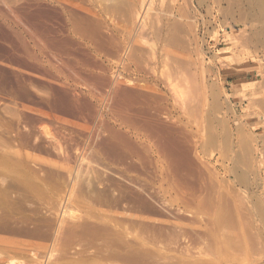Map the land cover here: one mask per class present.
<instances>
[{
    "label": "rangeland",
    "instance_id": "rangeland-1",
    "mask_svg": "<svg viewBox=\"0 0 264 264\" xmlns=\"http://www.w3.org/2000/svg\"><path fill=\"white\" fill-rule=\"evenodd\" d=\"M86 1L88 2V0ZM96 1L101 7L115 2V0ZM125 1L127 4L126 2L124 3V0H121V7H124V9H121L122 11L120 12V9L114 11L109 8L105 12L106 14L99 15L94 11V17L96 15L97 17L99 16L98 21L101 19V22L105 25V27L102 25V30L101 26L97 28V35L108 38L110 33L111 36L115 33L113 36L116 40L118 39L117 41L129 46L128 49H123L121 45L118 51H113V53L103 49L106 53L104 54L102 50L101 57L97 59V63L100 60L99 64L102 63L103 65H101L107 68L113 65L112 71L120 72V78L118 77L119 79H117L119 85H117L118 88L116 87L117 91H120L123 96L131 97V99L128 98L130 100H132V95L136 94V92L133 93L134 91L131 94L128 90L132 88L133 82L136 84L139 81L138 83L142 87L147 86V84H149L148 86L151 85L150 87L147 86V89H150L149 91L141 88V85H137L138 83L136 87H140V91L142 92L143 90V93L148 95L146 97V94L145 96L143 94L147 98L146 100V98L141 96L142 93H139L141 99L143 98L142 102H147L150 99L152 100V105L158 108H156V118L162 121L160 122L164 126V130L163 128L162 130L170 134V136L172 135L170 142V147L172 148L167 153L168 151L159 149L158 142H154L152 152H141L138 149V154V151L132 152L131 150L130 152L134 153L132 154L133 158L140 160L143 158L142 161L144 163L147 162L142 164L144 168H139L142 172L137 167L132 169L131 167H126L125 161L115 160L114 155L109 154V156L106 153L104 156L106 158H104L105 162L103 161V164L100 162L99 165L103 167L105 164V170L109 169L108 172L102 174L103 176H100L102 172H98V176H100L98 178L101 180L105 178L102 181L106 182L107 180L111 185H115V181H117L115 187L118 188L114 191L115 193L119 190L117 185H122L123 183L127 185L125 180L130 181L134 185L138 184L137 186L141 182L140 185L142 184L143 190H147L145 193L150 194L149 196L157 203H154V207L150 212L153 214L156 211L155 216L161 215L160 220L163 224L164 221H169L171 226L165 222L166 226L161 225V227H165L164 229L167 231L162 229L160 235H157L158 238L154 239L155 242L151 240L153 243L144 242L142 246H139L141 254L138 256L140 260L138 256L133 255L134 257H129L131 259L126 256L127 261L124 260L126 258H121V261L117 263L264 264V0ZM44 9L58 10L54 2L46 0H0L1 120L9 123L12 119L10 124H13L12 127L14 128L16 122L11 114L16 110L19 115V131L23 132L25 127L32 128L36 125L34 127L38 134L50 138L51 134L42 130L40 123L45 122L52 126L57 125V128L62 131L64 129L67 135H71L76 140L79 139V142L81 141L79 144L80 148L83 143L82 140L88 139L86 141L90 144L93 142L94 137L92 136L95 134L93 131H95V126L99 124V117H94L96 115L95 108L97 107L98 111L102 113L109 109L110 117L114 121L116 128L127 133L130 141L133 139L130 143L141 144L144 141V131L142 127H138V130L135 126L129 127L131 123L127 122L122 117V113L116 108V102L111 95L116 90L115 87H112V89L110 87L111 84L108 82L96 87V91L92 87L90 89V86H84L78 80H81L85 74L72 73L71 70L62 64L60 60L62 57L59 52L53 48L52 50L50 46L44 43V41L48 40L46 36L42 35L40 29V20L44 14ZM111 10L114 13L109 12ZM95 20L97 21V18ZM171 23L173 25H170ZM103 30L104 32L106 31L105 35L109 36L106 37L104 32H100ZM86 35L93 37L92 34ZM129 50L131 51L130 54L128 53ZM54 53H57L55 58L53 57ZM102 66L99 67L103 68ZM52 68H58L57 70L61 71H65L67 68L65 74L70 81ZM107 68H104L103 71L105 72ZM109 70L107 69L105 73H108ZM43 73L47 74L49 80L46 79L45 74L43 76ZM35 75H42L46 81L36 82ZM129 79L131 80V85H129ZM47 82L49 83L47 84ZM51 82L57 84H52ZM22 84L27 88L24 98L17 94L20 92L18 85L21 87ZM128 85L130 88L127 89ZM17 88L19 91H16ZM127 90L128 92L126 93L125 91ZM66 92L70 97L74 94L77 102L82 106L84 105V115L87 116L88 125H93V133L90 130L91 126L83 125V128L81 127V130H79L80 128H73V125L71 127L68 124L64 125L51 118L50 110L58 106L68 107L66 104L54 102L56 101L54 99L57 98L58 100H64L67 97ZM120 92L118 93L120 94ZM89 94H92L93 97ZM152 95H157V99ZM12 103L16 105L10 108L9 106ZM27 105L32 108L31 116H38L36 112L42 114L38 116L41 118L39 121L26 122L28 115H25L27 114L25 108ZM91 105L92 107L90 108ZM16 106L18 109H16ZM4 107L6 108L4 109ZM88 107L91 110H87L86 108ZM6 109L9 113H7ZM21 126L25 127L21 129ZM65 128L68 129L66 130ZM14 129L11 131L12 133L17 131L16 128ZM82 129L84 130L83 132H81ZM75 130H79V132ZM89 134L90 136H88ZM125 147L131 149L128 144ZM79 151H81V148ZM74 155L72 154L73 158H71V179L75 178V172L80 164V156L76 158ZM147 158H149V163ZM189 159L192 161L190 160V162ZM157 163L162 167H168L172 174L175 172V168L180 169L173 176L176 174L181 184V178L186 177L187 179L185 178V180L189 179L184 184L186 190L183 189L186 192L185 200H183L184 198L180 199L179 202L173 200L171 192L167 191L165 182L158 175ZM48 166L46 164L44 167L46 171ZM82 166L84 168V165ZM182 168L184 169L183 172ZM98 169L96 170L99 171ZM114 174L115 176L113 177L112 175ZM185 174L187 175L185 176ZM107 175L110 180L107 179L108 177L106 178ZM54 176L55 174H52L49 178L55 181ZM110 177L113 178L111 179ZM65 178L68 179V176ZM117 178L122 179L117 180ZM119 181L120 184H118ZM68 193V190L64 192L62 189L61 191L59 190V194L64 195L62 204L59 205L61 207L56 206L58 203L53 201L51 203L53 206L48 205L51 209L48 206L45 207L47 209H44L43 212L47 213L46 215L42 213V216L40 212L33 215L35 220L36 218L43 220L50 217L51 221L47 219L46 222L44 220L45 231H47L45 234L49 233L48 236L50 238L52 236L50 233H54L59 220L60 222L62 221V224L64 223L62 227V238L65 240L62 239L63 249H53L51 239L46 237L44 239L46 243L44 241H42L44 244L41 241L40 243L38 241L39 244L36 243L37 241L34 243L32 250L36 251L28 252L25 255L19 254L20 256L18 254L4 256L1 259L2 261L0 260V264L111 263L109 259L106 260L108 262L104 260L98 263L90 262L89 258L92 257L91 252L94 250L93 245L86 247V253L84 252L82 255L83 260L80 259L79 263L73 261L77 257L76 253L80 251L81 245L75 240L77 237H73L71 229L74 227L72 228V225L69 224L78 222V224L82 223L83 225L84 221H86L84 217L87 215V211L85 209L82 210L79 205H66ZM55 207L59 210L57 211ZM61 209L64 211L63 214ZM66 209L69 210L65 211ZM51 210L54 213H51ZM64 213L66 215L69 213V215L65 216ZM15 215L16 217H22L25 213L18 212ZM74 218L77 222H75ZM173 219L177 222H174ZM85 225L82 227L84 228ZM50 227L54 229L50 231ZM67 228L70 230L68 233H71L72 236L66 233ZM80 229L78 228L77 230ZM92 230L94 228H87L89 232H92ZM199 230L200 232H198ZM142 233L145 234V232ZM63 234L67 236L64 237ZM99 240L100 238L94 239L90 244H97L101 242ZM79 242L81 243V241ZM35 245H38V247ZM90 250L92 251L90 252ZM50 253L56 254L57 257H49ZM144 253L145 255H143Z\"/></svg>",
    "mask_w": 264,
    "mask_h": 264
},
{
    "label": "bare ground",
    "instance_id": "bare-ground-1",
    "mask_svg": "<svg viewBox=\"0 0 264 264\" xmlns=\"http://www.w3.org/2000/svg\"><path fill=\"white\" fill-rule=\"evenodd\" d=\"M46 1L54 2L56 4V8H58V10H56V9H52V10L44 9V14L42 15V18L40 20V29L42 31L41 33H42V35H44L48 38V40L44 41V43L46 45L50 46L51 49L52 48L54 50L56 49V51L59 52V55L63 59L62 60L60 58L62 64L64 66H66L69 70H71L72 73L76 74L78 72L80 75L82 73L85 74L83 78L81 77L82 78L81 80H78L82 84H84V86H87V87L90 86L89 87L90 89H91V87L95 89L96 87L101 86V84L104 85L105 83L108 82L111 84L110 85L111 88L115 87L116 90H114V91L112 90L113 93L111 95H112V97H114V100L116 102V103L114 102L117 105L116 108H118V111H120L122 113V115H123L122 117H124L127 122L131 123L129 125V127L135 126V128H137V130H138V127H142V130L144 131V135H143L144 141H142L141 144L136 143V142L130 143V142H132L133 139L130 141V139H128L129 137L127 136V133H124L121 131V129L116 128L114 121L110 117V110L109 109H107V111L102 113V112L98 111L97 107L96 108L94 107L96 110V115L95 116L93 114L92 115L94 117H99V124L97 126H95V129H94L95 131H93V129H92L93 125L92 126H91V124L88 125L87 116L84 115V108H83L84 105L82 106L80 103L77 102L74 94H72V97H70L69 95H67V92L65 94L68 98L65 97L64 100H62V99L58 100V98H57V99H54V100H56L54 102L57 104H59V103L66 104V105H68V107L66 108L63 106H58L55 109L50 110L49 113H50L51 118L53 120L61 122L64 125L65 124L71 125V127L73 125V128H80L79 130H81V127L83 125H88L89 127L91 126V129H90L91 132L93 131L95 133L94 136H92V137H94V139L92 138L93 142L90 144L89 142L86 141L88 139L82 140L80 138L83 142L82 143L83 146L80 145L81 151H79V149H80L79 144L81 141L79 142V139L76 140V139L72 138L71 135H69V134L67 135L65 133L66 131L64 129L62 131L60 128H57V125L53 124L54 126H52L49 123H45V122L40 123L41 129L45 130L46 133L51 134L50 138H46L42 134H38V132H36V128L34 127L36 125H34V126L32 125L34 128L33 127L27 128L25 126H21L22 127L21 129H23V127H25V129L23 132L19 131L18 130L19 115H18L16 110L14 111V108H13L14 112L11 110L13 112V114H11V115L14 116L15 122H16V124H14V125H16L14 128L17 129V131L15 133L11 132L14 129L12 127L13 124H10L12 119H11V121L8 120L10 122L7 123L4 120H1V118H0V260L3 259L2 257L9 256L10 254H18V255L24 254L25 255L28 252L32 253V252L36 251V250H34V251L32 250L33 245L36 241H37L36 242L37 244H39L40 241H41V243H42V241H44V243H46L45 242L46 240H44V239L46 237L47 238L49 237L48 236L49 233L45 234V232H47V231H45V227H44L45 221L44 220H46V222H47V219L49 221L50 217L49 218L46 217L47 219H43V220L36 218V220H35L33 218V215L40 212V214L43 216V214L45 213V212H43L44 209H47L45 207H47L48 205L50 206L53 201L55 203L56 202L58 203V205H56L54 203L56 206L61 207L59 205L62 204L64 195L59 194V190L61 191V189H62L63 192L66 190H68V192H69L68 197L66 199L67 202H65L66 205H68V206H69V204L79 205L82 208V210L85 209L87 211L86 212L87 215L84 217L86 221H84L85 223H83V225H82V223L78 224V222L75 218H74L76 220L75 222H77V223L76 224L75 223L69 224V225H72V228L74 227L73 229H71V232L73 233V237H77L75 240L78 241L79 245H81L80 251L78 253H76L77 257H75L73 261L76 263H79L80 259L83 260L82 255L84 252L86 253V247H88L89 245H93L94 246L93 252H91L92 250H90V252L92 254L91 255L92 257L89 258V260H91L90 262H92V263L97 262L98 263V262H102V260H104L105 262H108L106 260L109 259V261L111 262L110 264H115L117 262L119 263V261H121V258H126V256H127L128 259H131V258H129L130 256H133V255L138 256L139 254H141V252H139V246H142L144 244V242L150 243L151 240L153 241L157 237L158 234L160 235L162 229L165 228V227L162 228L161 225L166 226L165 222L168 223L167 225H170L171 223L169 221H164V224H163V222L160 220L161 215L160 216L158 215L159 216L158 217V216H155L156 211L154 212L155 214L154 213L152 214L150 212L154 207V203H156V202H154L155 200H153V198L151 196H149L150 194L148 195L147 193H145L147 190L146 191L143 190V188L141 186L142 184L140 185L141 182H139V186H137L138 184L134 185L130 181L125 180V183H127V185L124 184L123 182H121L124 184V186H122L123 184L117 185V186H119V190L117 189L118 192L115 193L114 191L116 190V188H118V187H115V185L117 184V181H115L116 184L115 185L112 184L113 185L112 186L110 183L107 182V180H106V182H103L105 180V178H104V180L102 179L103 181L100 178H98L100 176H103L102 175L103 173L108 172V169H109L108 168L107 170H105L106 169V168H104L105 164L102 167L99 165V163L100 162L102 163L104 161V158H105L104 156L107 153L108 155L109 154L114 155L115 160L119 159V160L125 161L126 167H131V169L136 168V167H137V169H139V168L142 169V168H144V166L142 167V164H145L147 162L144 163L142 161L143 158H141V160L137 159V158H133L132 154H134V153H131L130 151L131 150H132V152L138 151V154H139V150H141V152L142 151L152 152L154 149V142H156V143L158 142L157 144L159 146V149L166 150V152L168 151L167 153H169L171 151V148H172V147H170L172 135L170 136V134L163 131L164 126H162V123H160L162 121H160V120H158V118H156V111L158 108L154 107V105H152V102H151L152 100L148 99L149 100V101H147L148 103L146 101L142 102L143 98L141 99V97L139 95V93L141 92L140 91L141 89H140V87H136V84L139 81L136 84L132 81L133 82L132 88H130L129 85H131L130 84L131 80L129 79V85H128L129 87H126V88L127 89L130 88L128 90L131 92V94L136 92V94L132 95L133 96L132 100H130L131 97H129L127 95L123 96L120 91H117L118 90L117 89L118 88L117 87V85H118L117 79L120 78L119 77L120 72L119 71L115 72L114 70L112 71L113 65L109 66L110 68L109 67L107 68L106 66H102L103 65L102 63H101L102 65L99 64L100 60L97 63V59H99L101 57L100 54L102 53L103 49H107V50L111 51V53H113V51L117 52L119 49V46H121V45H122L123 49H128V47H129V46H127L125 44L123 45V44H121V42L117 41L118 39L116 40L115 37L113 36L115 33L114 34L112 33L113 34L112 36H111V33H110V36L107 35V36H109L108 38L98 36L96 33L97 28H99V26H101L100 27L101 30L103 29L102 25H104V23L101 22V19H99L100 21H98L99 16L97 17V15H96V17H94V11H96L97 14H99V15H103L105 12H107L109 10V8L114 10V11L115 10L118 11L120 9L119 10V12H120V11H122L121 9H124V7H121V4H122L121 0H119V1L115 0L114 3L113 2H112V4L109 3V4L105 5L104 7H101L97 3L96 0H88V2L86 0H46ZM112 1H114V0H112ZM125 2L126 1L124 0V3ZM126 4H127V2H126ZM112 10L109 12H113ZM169 14H171V13H169ZM96 18H97V21L95 20ZM176 20H178V19L176 18ZM112 24H113V22H112ZM173 24H174V22H173ZM173 24L171 23L170 25H173ZM104 27H105V25H104ZM36 29H38V28H36ZM166 31H165V33H166ZM100 32H104V30L100 31ZM105 33H106V31L104 32V35H105ZM172 33H174V32H172ZM86 34H89V35L92 34L93 37L87 36ZM130 50H131V48H130ZM130 50L128 52L129 54L131 53ZM103 52H104V54L106 53L104 50H103ZM111 53H109V54L111 55ZM56 54L57 53H54V56H53L54 58H55ZM129 54H127V55H129ZM50 57H51V55H50ZM57 58L59 59V57H57ZM99 66H102L103 68H101ZM67 68H66V70H67ZM104 68H107L108 70L110 69L111 71L109 70L108 73H105V72H107L106 71L107 69L104 72L103 71ZM52 69L58 71L57 72L58 74H61V76H64L66 78L65 68H63L65 71L57 70L58 68L57 69L52 68ZM44 74L45 73H43V76H44ZM40 76H42V75H38V76L35 75L36 82L37 81L38 82H42V81L45 82L46 81L44 79L45 77L42 76L43 77L42 78ZM45 76L47 77L46 79L49 80L47 74H45ZM53 76H55V75H53ZM72 77H73V75H72ZM1 78H2V76H1ZM51 78H50V80H51ZM75 78L76 77H74V79ZM66 79L68 80V78H66ZM18 80H19V78H18ZM32 80H34V79H32ZM76 80H77V78H76ZM53 81L55 82V79ZM68 81H70V80H68ZM54 82H51V83L53 84ZM57 82H58V79H57ZM126 82H128V81H126ZM48 83L49 82H47V84ZM54 84H57V83H54ZM137 85L140 86L141 84L138 83ZM148 85L149 84H147V86ZM51 86H53V85H51ZM133 86H134V88H133ZM145 86L142 87V85H141V88H144V90L146 89V91H149L150 89H147V86L145 88ZM150 86H148V87H150ZM53 87H58V86L55 85ZM18 88H19L20 92L17 94L20 96H23V98H24L26 96V92H27L26 86L24 84H22L21 87H19V85H18ZM18 88L16 91H19ZM59 90H60V88H59ZM128 90L125 92L127 93ZM153 90H154V88H153ZM95 91H96V89H95ZM122 91H124V90L122 89ZM132 91H134V92L132 93ZM118 92H120V94ZM143 92L144 91L142 90V92H141L142 97H144L146 94V93L144 94ZM93 94H95V93L93 92ZM143 94H144V96H143ZM89 95L93 97L92 94H89ZM154 95H155V93H154ZM154 95H152V96H154ZM20 96H19V98H21ZM98 96H99V93H98ZM156 96H154V97L156 98ZM146 97H148L147 94H146ZM146 97H144V98H146ZM128 98H130V99H128ZM114 100H111V101H114ZM146 100H147V98H146ZM154 104H156V103H154ZM13 105H14V103H12V105L9 107L12 108ZM91 107H92V105L90 106V108ZM5 108L6 107H4V109ZM10 108H9V111H10ZM69 108H71V110H69ZM16 109H18V107ZM86 109L88 110L89 107ZM6 110H4V111H6ZM89 110H91V109H89ZM25 111L27 113L25 115L26 116L28 115L27 120H26L27 123L28 122L32 123L34 120L39 121L41 119L40 117H38V116L42 115L40 112H36V114L38 116H31L30 115V113H32V108L29 105L26 106ZM7 113H9L8 110H7ZM53 113H55V114H53ZM91 113H92V111H91ZM23 119H24V116H23ZM94 121H96V120H94ZM85 127H87V126H85ZM85 127H84V130H85ZM162 128H163V130H162ZM87 129L89 130L88 127H87ZM79 130H75V131L79 132ZM84 130L82 129L81 132H83ZM170 130H171V128H170ZM14 131H15V129H14ZM68 133H69V131H68ZM72 133H74V132H72ZM86 133H87V131H86ZM88 136H90V134ZM88 136H86V137H88ZM126 144L130 145L131 149L130 148L127 149L125 147ZM141 152H140V154H141ZM163 152H165V151H163ZM72 154H75L74 156L76 158L80 156V159H79L80 164L78 165L79 168L77 167V170L75 172V178L73 177L74 181H73V179L70 178L71 174H72L71 173V171H72V166H71L72 160H71V158H73ZM140 156H143V155H140ZM144 156L147 157L146 155H144ZM75 157H74V159L76 160ZM145 157H144V159H145ZM191 159H189V161ZM147 160L149 163L150 162L149 158H147ZM193 160H195V159L193 158ZM112 162H114V161H112ZM46 164L49 165L47 171L44 168L46 166ZM82 165H84V168ZM156 165H157L158 175L161 176L162 180L165 182L166 189H167V191L171 192L173 200L175 202H179L180 199L182 200L183 198H184L183 200H185L186 192L183 189L186 190V187L184 184H185V181L187 182L189 179L185 180L186 177L181 178V176L178 175V176H180L179 178L182 179L181 180L182 184H181L180 180L177 178V175L175 174L176 176L175 175H174L175 177L173 176V174L176 173L177 171H179L180 169L178 170V168L176 169L174 167L175 172L173 169L174 173L172 174L170 172V170L168 169V167H162L158 163ZM178 165H176V166L180 167ZM198 168H200V167H198ZM96 169H98L99 171H97ZM141 169H139V170H141ZM183 171H184V169L182 170V172ZM98 172H100V173L102 172L100 176H98L99 175ZM141 172H142V170H141ZM185 172L187 173V171H185ZM52 174H55V176H54L55 181L49 178ZM187 174H185V176ZM65 175L68 176V179L65 178L66 177ZM108 175L106 176V178L108 177ZM112 176L114 177L115 174ZM182 176H184V174H182ZM107 179H109V177ZM118 179H122V178H117V180ZM132 179L134 180V178H132ZM111 181H114V180H111ZM121 181H124V180H121ZM191 182H192V180H191ZM118 184H120V181L118 182ZM180 188H182V189H180ZM152 193H154V192H152ZM205 198H207V197H205ZM186 199H187V197H186ZM185 202H187V201H185ZM65 203H64V207H65ZM225 203H226V201H225ZM209 204H211V203H209ZM51 206H53V205H51ZM49 208H48V210H49ZM62 208H63V206H62ZM55 209H57V211L59 210L57 207H55ZM63 209H61L62 214L64 212ZM67 210H69V209H66L65 211H67ZM18 212L25 213V215L22 217L21 216L16 217L15 214ZM51 213H54V212H52V210H51ZM46 214L47 213H45V215ZM57 214H58V212H57ZM66 214H67V212H66ZM66 214H65V216L69 215V213H68V215H66ZM54 215H56V214H54ZM176 215H178V214H176ZM52 217H54V216H52ZM78 218H80V217H78ZM63 219H64V217H63ZM53 220H54V218H53ZM55 220H57V219H55ZM184 220H186V219H184ZM160 221L162 224L160 223ZM174 222H177V221L174 220ZM54 224H52V225H54ZM47 225H48V223H47ZM63 225H64V223L62 224V221L60 222V220H59L58 226L55 227L54 233L53 234L50 233V235H52V236H51V238L50 237L49 238L51 239L50 241H51V244L53 246V249H63V247H62V244H63L62 239L64 240V238H62V233H63L62 227H63ZM81 225L82 226L85 225L84 228H86L85 229L86 231L83 230L84 228ZM170 226H168V227H170ZM51 227H50V231H51V229H54ZM81 227H82V229H80ZM88 227H92V228H94V230H92V232H89V231H87ZM76 228L77 229L79 228L80 230H77ZM69 229L67 230V232L65 231L68 235L71 234V233H68L70 231ZM164 230L167 231L166 229H164ZM179 231H181V230H179ZM142 232H145V234ZM198 232H200V230ZM66 233H64V234H66ZM64 234H63L64 237L67 236ZM71 236H72V234H71ZM174 236H176V235H174ZM97 238H100L101 242H99L97 244L96 243L90 244L92 240L97 239ZM71 239H73V238H71ZM38 241H39V243H38ZM72 241H74V240H72ZM79 241H81V243ZM154 242H155V240H154ZM44 243H42V244H44ZM151 243H153V242H151ZM35 246L38 247V245H35ZM199 248H200V245H199ZM87 249H89V248H87ZM143 250H145V249H143ZM145 253L143 255H145ZM51 256L57 257L56 254H54V253H50L49 257H51ZM127 258L124 260L127 261L128 260ZM149 258H150V256H149ZM48 259H50V258H48ZM138 259H139V256H138ZM15 262H17V261H15ZM135 262L137 263V260Z\"/></svg>",
    "mask_w": 264,
    "mask_h": 264
}]
</instances>
